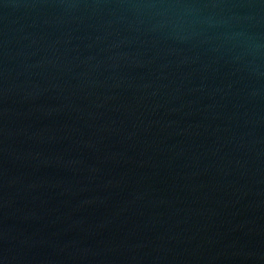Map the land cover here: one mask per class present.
Masks as SVG:
<instances>
[{
  "label": "water",
  "instance_id": "water-1",
  "mask_svg": "<svg viewBox=\"0 0 264 264\" xmlns=\"http://www.w3.org/2000/svg\"><path fill=\"white\" fill-rule=\"evenodd\" d=\"M0 264H264V0H0Z\"/></svg>",
  "mask_w": 264,
  "mask_h": 264
}]
</instances>
